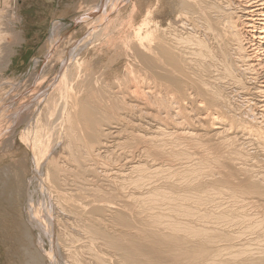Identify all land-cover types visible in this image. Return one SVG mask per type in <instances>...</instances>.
<instances>
[{"label": "bare ground", "instance_id": "1", "mask_svg": "<svg viewBox=\"0 0 264 264\" xmlns=\"http://www.w3.org/2000/svg\"><path fill=\"white\" fill-rule=\"evenodd\" d=\"M154 4L148 40L139 32L130 42H110L120 49L110 62L127 59L122 73L105 71L101 61L74 62L77 46L44 69V76L56 75L46 90L40 87L50 90L40 104L47 101L50 110L43 111L52 116L58 104L62 128L60 149L53 157L40 154L47 163L43 181L47 195L56 191L60 211L71 215L60 212L56 220L46 204L44 214L32 211V225L53 239L51 264H60V251L66 264H264V0ZM161 10L169 12L165 25L157 17ZM12 23L0 22V67L12 62L15 44L23 41ZM5 32L15 42L7 45ZM47 114L35 117V131ZM106 156L120 159V166L108 165ZM169 160H179V167ZM71 172L92 177L84 186L91 197L71 199L62 191V176ZM100 175L117 181L99 183ZM223 240L229 241L228 258L218 245ZM43 258L40 253L38 261Z\"/></svg>", "mask_w": 264, "mask_h": 264}, {"label": "rangeland", "instance_id": "2", "mask_svg": "<svg viewBox=\"0 0 264 264\" xmlns=\"http://www.w3.org/2000/svg\"><path fill=\"white\" fill-rule=\"evenodd\" d=\"M155 1L157 0H154V2L153 0H7L5 3L4 0L0 1V22L8 23V21L11 22L13 20L12 24L18 31L22 32L23 36V41L22 39L20 40L22 41L21 44H15V54L12 58V62L8 63L6 66L4 65V67H0V135L2 134L0 136V264H30V262L31 264H35V260L38 262L37 264H42V262L44 264H49L51 259L54 258V254L51 253L53 239L51 236L46 235L41 228H36L32 225V220L34 219L33 212L36 214L35 208H38L44 214V206L48 204L52 206V209L54 208L53 211L55 210V215L57 214L56 220L58 219L59 214H70L67 211H60L61 209H59L60 207H57L59 205L55 198V195L57 194L56 191H53L51 196L47 195L48 185L46 180L45 182L43 181V177H45L44 172L46 171L45 167H47V163L44 162L45 160L43 159V156L49 155L50 157H53L55 154L54 151L60 149L59 147L57 148L56 143L58 138L57 132L62 128L61 125V128L58 127L59 120H56L58 116H56L55 113L57 112L56 107L58 104L51 110L53 116L49 114L50 111L48 114L45 112L47 114V116H45L46 120L42 121L43 124L40 123L41 121L37 122L36 131L35 126H32L35 117L39 116L40 111L41 114L44 115V111L50 110L49 108L45 109V107H47L46 100H43V102L46 101L44 104H40L42 100H40V98H43L44 95L50 91L47 90V92L42 93L44 92L43 90H46V83L49 80L54 79L56 71H50L44 76V69L50 64L54 66L56 60L59 61L66 58L67 55H73L72 53L77 46V50H80L78 53L79 57L76 53L73 59L74 62L80 58V60H82L81 64L83 63V67H86L89 62L95 64L101 61L100 63L103 65H100L103 66L105 71H108L107 69H109V72L112 74H116V72L118 74L122 73V68L128 63L127 59H123L122 57L110 62L109 59H111V57L115 58V52L120 50L116 49L117 46H115L114 43V45H112L110 42H130L134 39L132 38L133 33V37H135L139 32L142 37H146L147 39L150 26L148 22L152 17V12L148 7H151L152 4L155 3L154 5H157V8H161V4L164 0H158V4ZM6 13L9 15L8 18ZM161 13H163L162 10L160 11V14L158 13L159 15L157 14V17L159 18L158 20H163L162 24L165 25L168 20L167 15L169 12L166 11V14ZM160 15L163 16L160 18ZM57 23L61 25L60 30L57 32L58 35L57 33L52 34L53 26ZM105 28H107V31L105 30L106 34H102L100 37L94 34L97 29L103 30ZM5 34L6 32L4 35ZM94 35L95 37L97 36V38H95ZM14 38H16L14 37V34L9 33L4 37V41L9 45L12 44V42H15ZM89 39L91 40L89 41ZM51 47L56 49L50 51ZM94 53H96L97 56H94ZM92 56H94V58L96 57V59H94L95 62ZM84 59L90 61L87 63V60L83 61ZM40 87L45 88L42 90ZM40 89L42 96L39 95V97H36L37 99L35 98L36 100L34 99L35 101L32 100V96L37 93L38 90L40 91ZM30 101L31 103L28 104ZM26 110L28 112H39L36 116L35 114L32 115L30 119L28 117L23 120L20 119L21 113L22 115H25V113H27ZM11 119L14 121H11ZM50 119L52 120L50 121ZM27 120L28 122L31 121L28 123ZM63 155L67 156L65 152ZM106 157L111 158V160L109 158H104L108 165L113 161V164L111 165L116 166V164H118L116 167L120 166V159L112 158L111 156ZM115 161L116 164H114ZM168 162L171 165L176 163L174 164L176 167H179L178 165H180L179 160H169ZM42 163L45 166L42 165L44 168L42 173L43 176L41 177V175H39L38 164ZM19 169L20 171H17ZM12 171L15 173L13 172V174ZM15 175H18V178L20 179H17ZM108 177L105 178L106 180H103L102 178L104 177H101L100 175V178H98L99 183L108 184L110 183V180L117 181V178L114 175ZM87 179H89V181H87ZM90 179H92V177L88 178L87 176L85 179H82L85 181H82L76 174H73V172L63 175L61 181L64 190L62 191L65 192V194H68L71 199H84L87 195L90 196L87 194V191H85L89 190L87 188L91 186L90 183H92V180L90 182ZM65 181H67V183ZM94 181L95 180H93V182ZM87 182H89V184ZM57 185L60 186V184H56L57 188ZM131 189L133 188H129V190ZM81 191L84 194H82ZM81 203L85 205L95 204L93 200L91 202L82 201ZM96 203H99V201H96ZM138 223L140 222L138 221L137 224ZM25 226L28 227L26 228ZM121 228L124 229L123 227ZM26 229L28 230L26 231ZM58 233L60 234L59 228L56 227L54 234L58 236ZM242 236L241 240L244 241L243 238H246V235L243 234ZM55 240V243H57L59 238L55 237ZM220 242L222 244H220ZM220 242L218 245L221 249L224 248V257L228 258L229 249L227 244L229 241L223 240V242ZM37 250L43 255V259L46 262L44 260L38 261L40 259H38L40 253H38ZM226 250L227 252H225ZM44 252L45 254H43ZM34 253L37 259L33 256ZM63 255L65 256V253L63 254L62 251H60V264H66V261L68 262ZM32 256V259H35L33 260L34 262L31 260Z\"/></svg>", "mask_w": 264, "mask_h": 264}]
</instances>
